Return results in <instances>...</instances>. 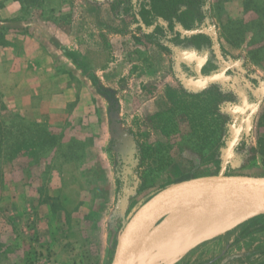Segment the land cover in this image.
<instances>
[{"label":"rangeland","instance_id":"1","mask_svg":"<svg viewBox=\"0 0 264 264\" xmlns=\"http://www.w3.org/2000/svg\"><path fill=\"white\" fill-rule=\"evenodd\" d=\"M140 1L0 0V264H111L164 188L264 178V0L162 4L174 37ZM250 220L171 264L264 263Z\"/></svg>","mask_w":264,"mask_h":264},{"label":"water","instance_id":"2","mask_svg":"<svg viewBox=\"0 0 264 264\" xmlns=\"http://www.w3.org/2000/svg\"><path fill=\"white\" fill-rule=\"evenodd\" d=\"M195 204H212L228 210L244 209L258 212L257 216L264 215V178L217 175L164 188L128 219L119 235L111 264H135L149 228L170 213Z\"/></svg>","mask_w":264,"mask_h":264},{"label":"bare ground","instance_id":"3","mask_svg":"<svg viewBox=\"0 0 264 264\" xmlns=\"http://www.w3.org/2000/svg\"><path fill=\"white\" fill-rule=\"evenodd\" d=\"M257 213L244 209L228 210L212 204L185 207L178 221L168 229L164 226L158 227L155 235L147 236L137 257L143 253L142 260L150 255L151 259L171 264L178 254L186 252L194 243L214 239L257 216Z\"/></svg>","mask_w":264,"mask_h":264},{"label":"trees","instance_id":"4","mask_svg":"<svg viewBox=\"0 0 264 264\" xmlns=\"http://www.w3.org/2000/svg\"><path fill=\"white\" fill-rule=\"evenodd\" d=\"M184 2V0H142L134 10V21L143 26H163L167 33L174 37L177 35L174 23L168 21L166 24H161L160 18H162V15L160 12H163L161 5L164 4L169 9H173L183 5ZM158 3L161 4L158 5ZM181 13L183 14V12ZM259 232H264V215H260L246 223L240 231L239 237L246 238Z\"/></svg>","mask_w":264,"mask_h":264},{"label":"crops","instance_id":"5","mask_svg":"<svg viewBox=\"0 0 264 264\" xmlns=\"http://www.w3.org/2000/svg\"><path fill=\"white\" fill-rule=\"evenodd\" d=\"M47 43H49V42L47 41ZM42 45H45V43H42Z\"/></svg>","mask_w":264,"mask_h":264}]
</instances>
